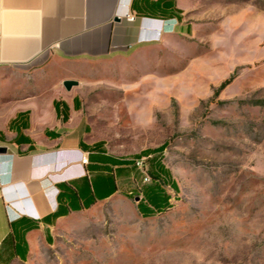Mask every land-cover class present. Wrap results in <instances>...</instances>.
I'll list each match as a JSON object with an SVG mask.
<instances>
[{"label":"rangeland","instance_id":"374dc122","mask_svg":"<svg viewBox=\"0 0 264 264\" xmlns=\"http://www.w3.org/2000/svg\"><path fill=\"white\" fill-rule=\"evenodd\" d=\"M181 1L179 30L158 45L0 70V105L75 98L85 143L128 160L164 146L148 157L177 185L170 208L143 217L145 171L131 169L7 264H264V0Z\"/></svg>","mask_w":264,"mask_h":264},{"label":"crops","instance_id":"0c3cea01","mask_svg":"<svg viewBox=\"0 0 264 264\" xmlns=\"http://www.w3.org/2000/svg\"><path fill=\"white\" fill-rule=\"evenodd\" d=\"M155 1L0 0V70L38 69L49 57H123L158 45L179 30L184 7L181 0H167V8L155 9L149 5ZM127 11L134 20L124 16ZM79 112L75 98L39 102L32 97L0 105V148H5L0 153V251L13 228L20 234V226L35 224L23 234L26 259L40 233L49 239L50 230L68 215L86 210L44 222L57 209L58 185L86 175L88 154L101 143L83 141L87 127Z\"/></svg>","mask_w":264,"mask_h":264},{"label":"trees","instance_id":"16d2710c","mask_svg":"<svg viewBox=\"0 0 264 264\" xmlns=\"http://www.w3.org/2000/svg\"><path fill=\"white\" fill-rule=\"evenodd\" d=\"M133 0L132 5H134ZM155 9L164 10L168 7L167 0H157L150 3ZM229 79L223 81L217 91L228 84ZM164 146L144 152L145 159L141 156L134 159H119L105 154L102 143H96L88 154L86 165L87 174L83 177L58 185V206L49 216L44 218V222L51 224L57 217L65 216L71 211L87 209L97 200H102L118 189L117 178L128 175L131 169L145 171V182L137 188L135 196L139 198L136 208L143 217H148L156 213H163L170 208V195L166 191L169 187L174 192L177 191L176 183L171 179L167 168L161 161L160 155L148 157L151 154H160ZM139 161V162H138ZM36 227L35 224L20 226V234L13 228L11 233L4 239L2 250L0 251V264H7L13 258L24 260L27 247L23 238L24 232Z\"/></svg>","mask_w":264,"mask_h":264},{"label":"water","instance_id":"95a60500","mask_svg":"<svg viewBox=\"0 0 264 264\" xmlns=\"http://www.w3.org/2000/svg\"><path fill=\"white\" fill-rule=\"evenodd\" d=\"M77 82L74 80H64L62 82V85L64 86L65 89L69 90L73 85H76ZM5 152V148H0V153ZM136 200H139V198L137 197Z\"/></svg>","mask_w":264,"mask_h":264},{"label":"built area","instance_id":"2783aa9c","mask_svg":"<svg viewBox=\"0 0 264 264\" xmlns=\"http://www.w3.org/2000/svg\"><path fill=\"white\" fill-rule=\"evenodd\" d=\"M128 20H134L135 19V16L134 14H132L131 12L127 11L124 15ZM80 161L81 163H86L87 162V158L86 156L82 155L80 157ZM144 180H146V178H144Z\"/></svg>","mask_w":264,"mask_h":264}]
</instances>
